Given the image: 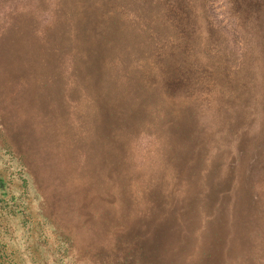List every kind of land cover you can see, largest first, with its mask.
<instances>
[{
    "label": "rangeland",
    "instance_id": "1",
    "mask_svg": "<svg viewBox=\"0 0 264 264\" xmlns=\"http://www.w3.org/2000/svg\"><path fill=\"white\" fill-rule=\"evenodd\" d=\"M0 264H264V0H0Z\"/></svg>",
    "mask_w": 264,
    "mask_h": 264
},
{
    "label": "trees",
    "instance_id": "2",
    "mask_svg": "<svg viewBox=\"0 0 264 264\" xmlns=\"http://www.w3.org/2000/svg\"><path fill=\"white\" fill-rule=\"evenodd\" d=\"M4 190V183L3 180L0 178V211L3 209L2 203H3V199H2V191ZM1 247H0V253H1ZM0 257H3V255H0Z\"/></svg>",
    "mask_w": 264,
    "mask_h": 264
}]
</instances>
